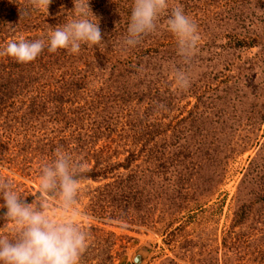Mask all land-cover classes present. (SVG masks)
<instances>
[{
    "label": "rangeland",
    "instance_id": "374dc122",
    "mask_svg": "<svg viewBox=\"0 0 264 264\" xmlns=\"http://www.w3.org/2000/svg\"><path fill=\"white\" fill-rule=\"evenodd\" d=\"M133 2L90 0L104 43L82 45L78 54L45 48L16 67L27 84L16 90L13 107L0 108V134L11 138L0 153V177L23 196L38 195V154L23 160L16 141L80 135L101 150L98 165L108 171L82 179L76 219L113 232V264H264V0H169L157 32L128 47ZM175 6L201 36L186 90L176 86L174 69L188 66L166 25ZM73 7V0H52L37 10L16 0L11 11L10 0H0V13L26 22L8 21L0 49L20 39L47 43ZM36 95L46 108H24ZM132 172L157 181L148 220L89 210L96 187ZM14 227L9 221L0 232Z\"/></svg>",
    "mask_w": 264,
    "mask_h": 264
},
{
    "label": "clouds",
    "instance_id": "9594fccd",
    "mask_svg": "<svg viewBox=\"0 0 264 264\" xmlns=\"http://www.w3.org/2000/svg\"><path fill=\"white\" fill-rule=\"evenodd\" d=\"M30 3L37 10H48L52 0H30ZM73 5L69 11L72 19L53 27L47 43L44 39L10 41L0 49V56L28 63L36 60L45 48L49 53L65 49L78 54L82 45L100 46L104 36L90 0H73ZM168 10L169 0H134L123 44L136 47L144 37L155 34L160 17ZM166 25L176 37L178 55L188 66L174 69L176 86L186 90L191 86V65L201 39L198 25L181 6L171 8ZM86 171L85 162L74 160L62 147H57L54 159L41 168L38 195L30 203L10 179L0 177V199L6 209L0 220L16 225L14 238L0 233V264H80L90 239L76 219L80 185ZM53 205L62 211V216L52 210Z\"/></svg>",
    "mask_w": 264,
    "mask_h": 264
},
{
    "label": "trees",
    "instance_id": "16d2710c",
    "mask_svg": "<svg viewBox=\"0 0 264 264\" xmlns=\"http://www.w3.org/2000/svg\"><path fill=\"white\" fill-rule=\"evenodd\" d=\"M14 2L16 0H10L11 11L14 8ZM6 15L8 14L0 13V36L3 30H6V26H9L8 21H12L13 25L16 26L20 25V23H26L22 19L17 22L15 14L9 18ZM22 64L18 63L16 65V61L9 56L0 60V108L13 107L15 105L14 97L16 96V90H21L25 86L24 84H27V80H25L26 76L23 72L24 68H19L23 73L21 72L16 75V67ZM37 96H34L24 108H38L39 106L46 108L44 101H38ZM7 137L8 139H3L0 134V153L7 148L10 142V136ZM15 145L18 148L16 154H22L23 160H25L28 153H34L36 151L41 167L54 159V153L57 147H62L67 153L71 154L74 160H76V155L82 153H84L82 156L84 161L86 160L85 163L93 157L95 162L93 165L87 166V171L84 173L82 179H96L108 171L107 166L102 167L98 165L101 150H91L90 147L86 146L85 140L80 135L69 138L60 137L56 142H36L35 145H32L30 138L25 137V140L22 142L17 140ZM83 159L77 160L83 161ZM141 183H143V186H140ZM155 183L157 181L153 178V174L147 177L145 174H139L138 172H132L126 176L118 175L112 181L104 182L94 189L95 193L89 204V210L94 214H99V216L108 214L109 217H118V219L120 218L122 220L136 218H138L137 221L148 220V212L151 208L149 205L152 193L151 189ZM19 193L23 196L21 192ZM23 197H26L29 203L34 198L32 194ZM2 204L3 200L0 199V215L6 211V209L2 208ZM8 222L0 220V227H4ZM82 228L90 234V239L89 246L83 254L80 264H113L115 257L119 254L113 250L115 243L113 240V232L105 231L96 225L82 226ZM0 233L8 235L10 239L14 238L16 227L8 228ZM95 256L98 257L97 261L92 262Z\"/></svg>",
    "mask_w": 264,
    "mask_h": 264
}]
</instances>
